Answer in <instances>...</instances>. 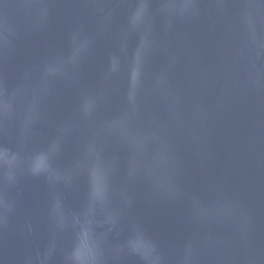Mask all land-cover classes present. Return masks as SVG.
Segmentation results:
<instances>
[{"label":"water","instance_id":"95a60500","mask_svg":"<svg viewBox=\"0 0 264 264\" xmlns=\"http://www.w3.org/2000/svg\"><path fill=\"white\" fill-rule=\"evenodd\" d=\"M0 264H264V0H0Z\"/></svg>","mask_w":264,"mask_h":264},{"label":"snow or ice","instance_id":"6c2138e0","mask_svg":"<svg viewBox=\"0 0 264 264\" xmlns=\"http://www.w3.org/2000/svg\"><path fill=\"white\" fill-rule=\"evenodd\" d=\"M139 19V17H137Z\"/></svg>","mask_w":264,"mask_h":264}]
</instances>
